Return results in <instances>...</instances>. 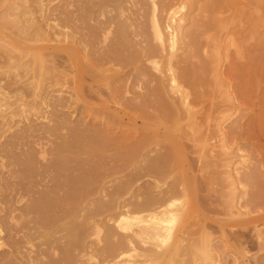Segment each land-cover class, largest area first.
Returning <instances> with one entry per match:
<instances>
[{
    "label": "bare ground",
    "instance_id": "1",
    "mask_svg": "<svg viewBox=\"0 0 264 264\" xmlns=\"http://www.w3.org/2000/svg\"><path fill=\"white\" fill-rule=\"evenodd\" d=\"M52 1L0 0V264H248L206 228L220 177L264 245V0Z\"/></svg>",
    "mask_w": 264,
    "mask_h": 264
},
{
    "label": "rangeland",
    "instance_id": "2",
    "mask_svg": "<svg viewBox=\"0 0 264 264\" xmlns=\"http://www.w3.org/2000/svg\"><path fill=\"white\" fill-rule=\"evenodd\" d=\"M58 2V0H53L52 2H51V4H55V3H57ZM5 9V7L4 6H0V12H2L3 10ZM71 9H75V6L73 5V6H71ZM2 55L3 54H0V62H3L4 61V59H3V57H2ZM61 59V61H62V58H60ZM261 89H262V92H264V79H262V81H261ZM70 88H71V81L69 80L68 82H66L65 83V85L61 88V92H62V96H64L65 97V99H66V107H65V110L66 111H68V116H69V118H70V120H79V119H81V118H84L85 120H89L90 119V117L89 116H86L85 114H83V113H81V112H79L76 108H75V104H74V102H73V100H72V98L70 97V93L71 92H68L69 90H70ZM262 92L260 93V96H261V94H262ZM92 95V94H91ZM262 95H264V94H262ZM88 96H90L89 94H88ZM90 98L91 99H95V95L94 96H90ZM51 108H49V110H50ZM249 115H251L252 114V112H250V113H248ZM47 115H48V118H51L52 117V111H48L47 112ZM126 120V119H125ZM140 120H138L137 121V125H140ZM21 124V123H20ZM21 125H23V123L21 124ZM14 131V130H13ZM11 133V132H10ZM10 133H7L3 138H2V140L1 141H3V140H5V139H7L8 137H9V135H10ZM260 141H259V143H258V145H259V148H261V151H260V154L259 155H257L256 153V157H258L259 158V160H260V163H261V165H264V136H261L260 137V139H259ZM190 147V146H189ZM190 148H188V150H189ZM187 150V148H186V151H188ZM190 155H192V159L193 158H195V156H194V154H192L191 153V149H190ZM253 156V155H252ZM255 156V155H254ZM197 160H194L193 161V166L195 167V168H198V166H199V163H197L196 162ZM40 162H41V164H43V163H45L46 162V160H44V159H41L40 160ZM198 166H197V165ZM4 170H6V168H4ZM262 170H264V169H262ZM12 180H11V183H12V185H13V189H11V190H9V194H8V200H10L11 202L9 203V205H11V206H13L14 208H15V212H14V214H19V213H21L22 211H23V209H24V207H25V205H26V203L29 201V199L30 198H32L33 196H35V195H37L38 194V191L39 190H43V189H45V187L47 186V185H50V179H49V177L48 176H46L44 173H41L39 176H37L36 177V182H38V184L36 185V186H34L33 188H32V190H27V189H25L24 187H23V183H22V180L21 179H19V178H11ZM219 183H217L216 182V184H215V193H213L212 192V201H213V205H212V208H213V210H214V212L216 213V214H214V213H211V215H213L214 217V220L212 221H208L207 222V228H206V232L208 233V235L209 236H211V238H212V242H213V244L214 243H216V244H214L217 248H219V251H221V252H223V251H225V252H227V251H229V244H231V241H232V243H233V238L234 237H232V239H231V236H232V234H234V236H236V235H241V236H243V238L245 239V241H246V243L244 244V246L246 247V249H247V255H248V260H247V262H248V264H259V261L262 259V261H264V245H262L260 242V240L261 239H259V238H256V236H255V233H254V231L251 229V227L249 228H243V227H241V228H243V229H241L239 226H232V228H231V226L229 227V225L228 224H230L229 222H231L232 220H228L227 222V224L225 223V221H224V224L222 223H219L220 222V218L219 217H224L225 216V212H226V203L224 202V200L222 199V202L220 201L221 199V197H218V196H220L217 192L219 191V190H221V189H219V188H221L222 186H223V183H222V181H221V179H220V177L218 178V180H217ZM217 185V186H216ZM221 185V186H220ZM217 190V191H216ZM216 197V198H215ZM217 198H218V201H220V202H217ZM214 202H216V206L214 205ZM220 204V206H219V204ZM222 204V205H221ZM223 205H224V207H223ZM257 206L258 207H253V205L251 204V206L250 207H252V209H255V210H253L252 212H250L249 213V215H246V216H250V217H252V216H254V217H257V214H262V213H264V200H261V202L259 201L258 202V204H257ZM218 210V211H217ZM222 212H224V213H222ZM260 212V213H259ZM219 215V216H218ZM218 219H217V218ZM226 217V216H225ZM237 217V216H236ZM239 217V216H238ZM234 218V220L235 221H237V219L239 220V219H241L242 218V216L240 217V218ZM222 219V218H221ZM219 220V221H218ZM223 220V219H222ZM232 221V222H235V221ZM223 225H226V227H228V229L226 230V228L223 226ZM228 225V226H227ZM221 226H223L224 228L222 229L221 228ZM234 227V228H233ZM237 227V228H236ZM209 229V230H208ZM223 230H225V231H223ZM231 231V232H230ZM221 232V233H220ZM240 232L242 233V234H240ZM228 233V234H227ZM232 233V234H231ZM221 234V235H220ZM231 235V236H230ZM190 234L189 233H187L186 234V237L189 239L190 237ZM223 237V238H222ZM187 238H186V242L188 241L187 240ZM242 238V239H243ZM215 239H217V240H215ZM230 239H231V241H230ZM243 239V240H244ZM185 242V243H186ZM228 244V245H227ZM234 244V243H233ZM261 245V247H259ZM219 246V247H218ZM220 246H221V248H220ZM228 249H227V248ZM229 258H231V257H229ZM258 260V261H257Z\"/></svg>",
    "mask_w": 264,
    "mask_h": 264
}]
</instances>
